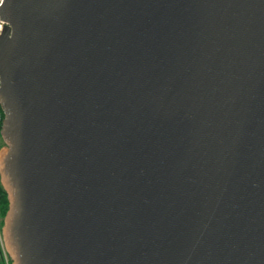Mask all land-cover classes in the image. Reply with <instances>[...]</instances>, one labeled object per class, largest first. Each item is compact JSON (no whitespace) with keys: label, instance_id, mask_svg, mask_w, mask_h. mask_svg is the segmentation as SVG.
<instances>
[{"label":"water","instance_id":"95a60500","mask_svg":"<svg viewBox=\"0 0 264 264\" xmlns=\"http://www.w3.org/2000/svg\"><path fill=\"white\" fill-rule=\"evenodd\" d=\"M11 264H264V0H4Z\"/></svg>","mask_w":264,"mask_h":264},{"label":"rangeland","instance_id":"374dc122","mask_svg":"<svg viewBox=\"0 0 264 264\" xmlns=\"http://www.w3.org/2000/svg\"><path fill=\"white\" fill-rule=\"evenodd\" d=\"M4 144L1 136H0V147ZM3 215L0 211V264H11V260L8 256V254L5 251L3 240H2V233H1V227H2V221H3Z\"/></svg>","mask_w":264,"mask_h":264},{"label":"trees","instance_id":"16d2710c","mask_svg":"<svg viewBox=\"0 0 264 264\" xmlns=\"http://www.w3.org/2000/svg\"><path fill=\"white\" fill-rule=\"evenodd\" d=\"M6 209H7L6 193L3 190L2 186L0 185V211L1 213L4 214Z\"/></svg>","mask_w":264,"mask_h":264},{"label":"built area","instance_id":"2783aa9c","mask_svg":"<svg viewBox=\"0 0 264 264\" xmlns=\"http://www.w3.org/2000/svg\"><path fill=\"white\" fill-rule=\"evenodd\" d=\"M3 2H4V0H2V2H0V6H2ZM5 23L6 22L0 16V35L2 33V30H3V27H4ZM2 118H3V115H2V112L0 110V124H1Z\"/></svg>","mask_w":264,"mask_h":264},{"label":"snow or ice","instance_id":"6c2138e0","mask_svg":"<svg viewBox=\"0 0 264 264\" xmlns=\"http://www.w3.org/2000/svg\"><path fill=\"white\" fill-rule=\"evenodd\" d=\"M0 2H2V0H0Z\"/></svg>","mask_w":264,"mask_h":264}]
</instances>
